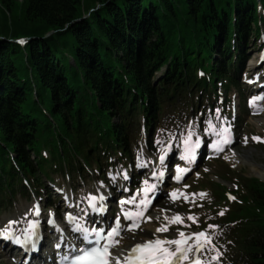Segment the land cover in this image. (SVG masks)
Instances as JSON below:
<instances>
[{"label":"trees","instance_id":"1","mask_svg":"<svg viewBox=\"0 0 264 264\" xmlns=\"http://www.w3.org/2000/svg\"><path fill=\"white\" fill-rule=\"evenodd\" d=\"M260 1L0 0V209L24 179L127 160L143 127L238 86ZM239 180L211 213L235 264H264V182Z\"/></svg>","mask_w":264,"mask_h":264},{"label":"rangeland","instance_id":"2","mask_svg":"<svg viewBox=\"0 0 264 264\" xmlns=\"http://www.w3.org/2000/svg\"><path fill=\"white\" fill-rule=\"evenodd\" d=\"M249 49L250 59L246 63L244 79L247 77L251 78V73H254L255 71L263 70L264 72V64H256V66L252 65L255 61H258L257 56L259 53L257 46L254 47L251 44ZM159 74L160 73H158V75ZM250 88L251 87H248V90ZM243 93H246L245 83H242L239 87H234L230 93V98L232 100L234 99L235 104H237L240 95ZM241 101L240 98V102ZM213 102L214 104L212 103L211 105L210 102L203 103L202 101L195 114H184L183 118H178L173 115L165 117L159 126V129H154L149 136V140L151 139L152 142L151 145L146 143L145 137L148 135L145 134H143L138 141H134L131 146V155L134 160L130 163L132 173L139 175L144 174L141 169L142 166L138 165H142L145 162L158 163V158L161 156L162 150H164V147L172 138H176V143H180L182 138L185 139L188 131L191 130L195 133L192 139L199 140L207 135V133L211 132L209 129L212 125L217 128V131H221L220 121H226L227 118H229L228 113H230V107H228L229 109H222L218 106L213 107L214 105H217V101H214V97ZM237 112H239V115L237 116L239 138L235 145L215 159L202 161L200 166H198L186 180L183 187L175 186L171 182L167 183L163 196L149 212L152 220L144 222L135 232H125L122 237L123 241L125 240V237H127V240H139L144 239L149 235L152 236V233H157L156 230L163 225H167L168 227V230L165 231L164 235L169 240L178 239L179 232H198V229L200 228L198 226L200 224L199 221L203 222L206 215L210 213V209H203L204 206H207L206 198L208 199V196L212 192L213 203L218 200L215 193V190L218 192L221 191L218 184L226 186L224 192H227L235 190L236 184H240V176L258 178L264 182V112L255 115L245 108L243 102L239 105ZM208 122H211V124ZM177 131L179 133H177ZM245 137H247V143H245ZM253 137H261L262 139L258 142L254 140ZM157 141L160 143H157ZM236 156L238 157L236 158ZM126 170L127 169L121 167V165H117L114 168H109L106 171L105 177L101 174L94 175L88 173L87 176L85 174L82 177L76 176L73 180L67 178V176L65 177V175L61 173H53L51 176L56 184L67 189L70 196H74L75 199H85L89 193L100 189H104L115 195L122 186L129 184L128 181H132V178H134V176L127 173L128 178L125 179L124 174L126 173ZM228 170H230V173L228 172L227 174ZM144 178V175L143 178L140 177L141 183L145 180ZM186 185L187 187H185ZM115 189L119 190L115 191ZM176 189H179L181 193L188 194V199L185 200L183 196H180L178 201L175 200V202H173L169 194ZM45 191L46 190H42L41 193L43 194ZM52 191L53 190L50 188L45 192L44 196L47 198L46 200L48 201L51 198L50 196H52L51 201H54L56 206L62 205L60 197L55 196ZM51 192L52 194H50ZM192 193H206V195H196L193 197L191 195ZM34 198L35 196L32 195L29 189L18 193L13 202L1 209L0 224H6L10 218L22 219L28 215L29 208H31V202ZM218 205L219 203L216 204V206ZM174 214H179L183 218V223L173 222ZM166 216L167 218H165ZM190 216H194L196 219L191 222L189 219ZM157 217L159 219H157ZM211 226L212 225L201 226V228L208 229L207 231L211 234V236H207V243L204 247L205 251L203 252V257L209 262V264H229L224 256V253H226L224 248L226 246V240L223 239L221 234L222 231ZM212 238L214 243L217 241L219 246H213L211 244L210 240H212ZM132 243L133 242L130 244ZM122 247L123 245L118 248ZM123 248L126 247L124 246ZM216 254L219 256L218 259L216 258ZM191 255L192 253H189V258ZM11 257L12 256L9 255L7 249L0 245V264H18L13 262V258Z\"/></svg>","mask_w":264,"mask_h":264},{"label":"snow or ice","instance_id":"3","mask_svg":"<svg viewBox=\"0 0 264 264\" xmlns=\"http://www.w3.org/2000/svg\"><path fill=\"white\" fill-rule=\"evenodd\" d=\"M257 100H264V96L260 97H252L250 100V104L255 105ZM259 111V109H257ZM211 124V122H208ZM209 131L215 132L218 137H221L218 141L212 143L211 147L216 149L217 151H223L222 145H226L232 142L230 136V128H225L223 131H216L215 126L212 125ZM195 133L191 130L188 131L187 137L183 140V147H184V154L181 157L182 159L187 160L189 163H192L196 158V150L201 146V140H193L192 137ZM254 140L260 141L261 137H253ZM157 143H160L157 141ZM245 143H247V137H245ZM171 151V145L165 150L164 154L160 156L161 164L164 163L167 153ZM227 158V157H226ZM143 166V165H138ZM176 175L173 179L177 182L181 181L188 172L191 171L190 168H181L179 165H175ZM164 171L161 170L158 173H152L153 176L159 180L161 177L164 176ZM199 175V174H197ZM125 179H127V173L124 174ZM144 188H143V199L140 200V204L143 206V210L129 213L125 212L124 215L127 219L133 221V223L127 226V230L131 232H135L136 229L139 227L141 222L150 221L151 217H145L144 211L147 210V207L152 203V197L149 196L150 193H153L157 189V184L149 183L148 180L143 181ZM187 187V185L185 186ZM137 196L140 195V190H137ZM173 202L176 199H179L180 196H183L185 200L188 199V194L181 193L179 189L173 190L170 194ZM193 197L196 195L204 196L206 193H192ZM231 199H235V197H231ZM105 197L101 194L100 196H89L88 200L89 203L92 205V209L94 211L100 212L103 211V207H97L96 202L103 201ZM136 196H133L129 200H122L120 203H133L135 204ZM36 215L40 214L39 205L35 207ZM223 215V213H221ZM69 220L75 219L69 213L68 215ZM167 218V216L165 217ZM157 219H159L157 217ZM189 219L195 220L196 217L190 216ZM173 222L176 223H183V218L179 214H174ZM10 223H15L10 222ZM35 225V222H33ZM211 227H217L212 225ZM79 230V228L77 229ZM168 230L167 225H163L156 230L157 233L165 232ZM85 232L89 231L87 228L84 229ZM92 232L97 234V241L95 242V246L85 247L79 249L78 251L80 254L75 255L73 258L72 264H181L183 261L189 260V253L195 252V260L193 264H204L201 260V253L204 250L205 244L207 243V234L205 232H198L192 233L191 235H186L184 232H179L178 236L179 239H160L159 236H156L153 240L148 241H141L135 244L134 247L130 249V251L126 255L121 256H114L112 254L111 249L116 247L120 240L117 237H120L121 232L123 229L120 227L119 220L116 221L115 227H110V230L107 234H104V229H96L92 228ZM155 235V233H153ZM192 237H196L197 241L194 244H189V241ZM122 238V237H121ZM99 241H104L103 244H100ZM89 243H92L89 241ZM175 246L174 248L171 246ZM59 246V245H58ZM218 259V257H216Z\"/></svg>","mask_w":264,"mask_h":264},{"label":"bare ground","instance_id":"4","mask_svg":"<svg viewBox=\"0 0 264 264\" xmlns=\"http://www.w3.org/2000/svg\"><path fill=\"white\" fill-rule=\"evenodd\" d=\"M257 57H258V56H257ZM256 63H257V62L255 61L252 65L256 66ZM256 96H258V95H256ZM262 104H263V106H264V101L262 102ZM222 147H223V146H222ZM226 149H227V148H225L224 150H226ZM211 150H216V149H213V148H212ZM224 150H223V151H224ZM182 156H183V154H182ZM227 156H229V155H227ZM234 157H235V156H234ZM237 157H238V156H236V158H237ZM263 175H264V174H263ZM151 209H152V208H151ZM62 236H65V234H64V235H62V234L59 235V239H60ZM135 241H137V240H130V239L127 240V239H126L124 242L121 240L120 243L123 242V244H125V245H128V244L131 245L130 243H131V242H135ZM118 252L120 253V251H118ZM121 255H126V251H125L124 253H120L118 256H121ZM191 259H192V258H191ZM191 259L188 260V261H191ZM35 264H36V263H35Z\"/></svg>","mask_w":264,"mask_h":264}]
</instances>
